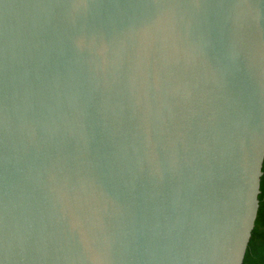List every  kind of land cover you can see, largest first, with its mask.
<instances>
[{
	"label": "water",
	"instance_id": "water-1",
	"mask_svg": "<svg viewBox=\"0 0 264 264\" xmlns=\"http://www.w3.org/2000/svg\"><path fill=\"white\" fill-rule=\"evenodd\" d=\"M264 164V0H0V264H243Z\"/></svg>",
	"mask_w": 264,
	"mask_h": 264
},
{
	"label": "trees",
	"instance_id": "trees-1",
	"mask_svg": "<svg viewBox=\"0 0 264 264\" xmlns=\"http://www.w3.org/2000/svg\"><path fill=\"white\" fill-rule=\"evenodd\" d=\"M259 199V212L243 264L246 260H250L249 264H264V164ZM254 240L256 243H253Z\"/></svg>",
	"mask_w": 264,
	"mask_h": 264
},
{
	"label": "clouds",
	"instance_id": "clouds-1",
	"mask_svg": "<svg viewBox=\"0 0 264 264\" xmlns=\"http://www.w3.org/2000/svg\"><path fill=\"white\" fill-rule=\"evenodd\" d=\"M253 243H256V241L254 240ZM249 261H250V260H246V261H245V264H249Z\"/></svg>",
	"mask_w": 264,
	"mask_h": 264
}]
</instances>
